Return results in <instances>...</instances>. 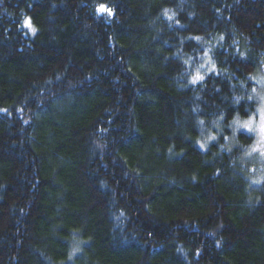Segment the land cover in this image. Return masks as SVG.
I'll list each match as a JSON object with an SVG mask.
<instances>
[{
  "label": "trees",
  "instance_id": "obj_1",
  "mask_svg": "<svg viewBox=\"0 0 264 264\" xmlns=\"http://www.w3.org/2000/svg\"><path fill=\"white\" fill-rule=\"evenodd\" d=\"M261 72L264 0H0V264H264Z\"/></svg>",
  "mask_w": 264,
  "mask_h": 264
},
{
  "label": "rangeland",
  "instance_id": "obj_2",
  "mask_svg": "<svg viewBox=\"0 0 264 264\" xmlns=\"http://www.w3.org/2000/svg\"><path fill=\"white\" fill-rule=\"evenodd\" d=\"M200 62H201L200 63L201 65L198 64V66H197V69H199V72H203V73L206 72L208 74L214 70V68L212 67L213 65L206 58V56H205V58H202V60H200ZM195 72H196V70H195ZM260 74H262V75L256 76V88H257L256 90H257V93H264V73L261 72ZM258 81H260V83H258ZM255 99L257 100L258 109H259V107L261 105V101L259 100L258 97H256ZM255 115L257 117V124H258V122H259L258 110H257V113ZM237 127L238 126L234 125L233 123H231L230 126L228 127L229 132H230L229 137H227V139H228L227 144L229 145L228 148L232 149L236 146L235 138L239 134H246L247 136H250L246 130H240V131L234 132V129H236ZM224 134L225 133L223 132L219 123L216 125H212L208 131H205V130L202 131L200 140L198 141V145L202 150H206L209 147V145L217 142V140L220 137L224 136ZM210 136H215L216 139L215 140H209L208 137H210ZM250 137L254 138V143L256 142L257 139H259L258 134H252ZM201 144H203L204 147H201ZM252 145L245 150V153L243 156H244V161L247 160V162H249V164H252V166L250 168V171H252L251 177L254 179V181H260V183L253 182V186L256 189H259L261 186L264 187V156H261L259 152H252L249 155L248 153L250 152Z\"/></svg>",
  "mask_w": 264,
  "mask_h": 264
},
{
  "label": "snow or ice",
  "instance_id": "obj_3",
  "mask_svg": "<svg viewBox=\"0 0 264 264\" xmlns=\"http://www.w3.org/2000/svg\"><path fill=\"white\" fill-rule=\"evenodd\" d=\"M97 11L100 13H107L108 15H113L112 9L109 8L105 4H100L98 6ZM165 14H167V12ZM24 24L26 27L30 28L33 33L37 31V29L32 26L31 18H26L24 21ZM212 67L215 68V65H213ZM203 79L204 77L200 75L199 72H197L196 75L193 77L192 83H196L197 81H201ZM250 79H256V77L253 76V77H250ZM258 83H260V81H258ZM251 92L255 95L250 94V95H247L246 97H236L235 103L239 104L241 99H247L248 101H252L256 97H258L259 100L261 101V105L258 109L259 122L257 124L256 115H251L249 119L244 120V121H242L239 115H237L236 119L233 121V124L237 125L238 127L234 129V132L240 131V130H246L250 136L252 134H258L259 139H257L256 142L252 145L250 152L248 154L250 155L252 152H259L261 156H264V93H257L256 88H252ZM0 111L6 112L7 110L3 109ZM201 123H203V121H201ZM208 139L215 140L216 137L210 136L208 137ZM201 147H204V145L201 144ZM254 182L260 183V181H254Z\"/></svg>",
  "mask_w": 264,
  "mask_h": 264
}]
</instances>
